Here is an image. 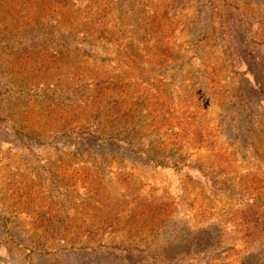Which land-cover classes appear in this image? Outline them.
<instances>
[{"label": "rangeland", "instance_id": "1", "mask_svg": "<svg viewBox=\"0 0 264 264\" xmlns=\"http://www.w3.org/2000/svg\"><path fill=\"white\" fill-rule=\"evenodd\" d=\"M0 264H264V0H0Z\"/></svg>", "mask_w": 264, "mask_h": 264}]
</instances>
